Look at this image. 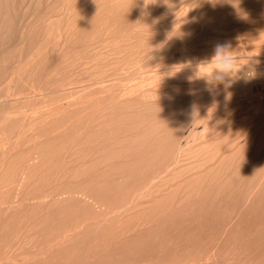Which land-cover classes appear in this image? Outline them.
Masks as SVG:
<instances>
[{"label": "rangeland", "instance_id": "374dc122", "mask_svg": "<svg viewBox=\"0 0 264 264\" xmlns=\"http://www.w3.org/2000/svg\"><path fill=\"white\" fill-rule=\"evenodd\" d=\"M0 264H264V0H0Z\"/></svg>", "mask_w": 264, "mask_h": 264}, {"label": "clouds", "instance_id": "9594fccd", "mask_svg": "<svg viewBox=\"0 0 264 264\" xmlns=\"http://www.w3.org/2000/svg\"><path fill=\"white\" fill-rule=\"evenodd\" d=\"M230 45L217 44L213 49V54L207 59L202 67L210 69L203 76L206 82L212 86L223 84L230 87L232 78L230 74L235 71V59L230 55Z\"/></svg>", "mask_w": 264, "mask_h": 264}]
</instances>
